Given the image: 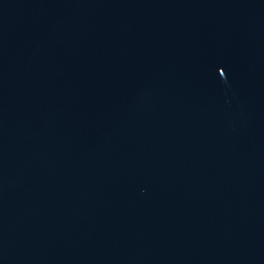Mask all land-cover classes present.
<instances>
[{
    "label": "water",
    "instance_id": "water-1",
    "mask_svg": "<svg viewBox=\"0 0 264 264\" xmlns=\"http://www.w3.org/2000/svg\"><path fill=\"white\" fill-rule=\"evenodd\" d=\"M0 264H264V0H0Z\"/></svg>",
    "mask_w": 264,
    "mask_h": 264
}]
</instances>
